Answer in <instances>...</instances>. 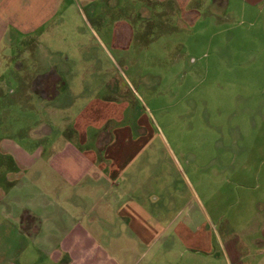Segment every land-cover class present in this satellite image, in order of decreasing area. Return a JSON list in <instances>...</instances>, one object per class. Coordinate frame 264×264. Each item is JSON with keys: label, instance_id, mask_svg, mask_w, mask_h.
<instances>
[{"label": "rangeland", "instance_id": "rangeland-1", "mask_svg": "<svg viewBox=\"0 0 264 264\" xmlns=\"http://www.w3.org/2000/svg\"><path fill=\"white\" fill-rule=\"evenodd\" d=\"M235 5L241 7L240 3L231 4L232 13L225 17L222 13L206 15L182 30H177L175 18L162 23L161 18L152 17L145 26L144 14L136 8L134 40L128 48L114 50L108 38L113 20L110 22L102 12L95 18L108 23L101 33L91 16L95 5L77 3L69 9L65 27L43 41L42 50L28 51L22 58L21 73L27 76L46 71L52 60L68 59L63 65L68 90L61 100L54 101L57 111L49 114L39 109H5L0 119V141L10 139L22 150H32L35 146L22 135L43 130L44 124L52 131L46 141L62 142L65 118L67 124L72 123L76 114L91 108L90 104L94 107L96 101L112 102L115 108L94 112V119L105 123L90 135L98 134L102 141L116 138L112 153L125 149L134 153L138 149L141 156L131 169L142 171L143 184L149 185L159 199L157 207L167 209L172 203L175 210H181L180 221L186 223L189 215L194 216L195 224H186L191 230L205 219L206 198L210 195L212 208H207L210 215L206 223L214 240L217 235H229L238 240V248L251 252L258 243L253 241L258 228L252 222L263 218L264 213V184L256 189L253 171L241 176L234 170L245 158L264 157V2L255 9L246 7L244 15L233 12L240 10ZM121 12H128V8ZM121 18L117 12L114 20ZM6 73V82L14 86ZM124 139L131 142L125 144ZM42 149L50 150L47 145ZM1 155L0 222L7 224L10 216L20 212L18 206H27L36 195V182L55 186L60 179L46 182L43 170H38L40 175L38 171L19 173L10 154ZM214 162L228 167L227 183L221 174L212 176ZM237 179L243 182L235 184ZM208 185H212V192L205 188ZM47 195L59 207L55 198L58 194ZM80 200L75 192L68 191L66 199L61 200L67 203L64 211L76 213ZM89 201L86 198L84 202ZM25 243L17 247L19 254L14 256L12 245L17 243L0 240V264H43L44 258L32 248L25 249ZM251 263L250 258L244 262Z\"/></svg>", "mask_w": 264, "mask_h": 264}, {"label": "crops", "instance_id": "crops-1", "mask_svg": "<svg viewBox=\"0 0 264 264\" xmlns=\"http://www.w3.org/2000/svg\"><path fill=\"white\" fill-rule=\"evenodd\" d=\"M80 2L95 5L91 16L101 33H105L108 23H100L95 18L101 17L102 12L110 22L113 20L109 27V44L114 50H123L135 38L133 23L137 12L144 14L140 16L142 22L146 21L145 26L151 23L152 17L161 18L162 23L167 18H175L177 30H182L194 26L206 15L231 14V4L240 3L241 7L235 5L240 10L233 12L244 15L246 7L255 9L264 0H0V119L7 108L19 111L27 108L33 112L39 109L49 114L57 111L54 101L61 100L68 90L69 79L63 73L68 59L54 63L52 60L46 71L27 76L21 73L22 58L28 51L30 54L37 48L42 50L43 41H49L55 32L65 27L69 9ZM125 8L128 12H121ZM136 8H139L137 12ZM117 12L122 18L114 20ZM162 23V28L166 29ZM167 29L175 31L176 28ZM92 32L95 33L93 29ZM95 36L103 45L99 36ZM33 63L35 66L36 61ZM5 73L14 86L6 82ZM95 104L76 114L72 123L67 124L64 119L65 140L62 142L59 139L46 141L52 131L44 124L43 130L20 134L35 146L32 150L24 151L10 139L0 141L1 156L10 154L19 173L43 170L46 182L60 179L55 186L36 182V191H33L36 195L27 201V206L26 203L18 206L20 212L10 216L7 224L0 222V240L7 238L17 243L15 247L12 245L14 256L19 254L17 247L26 242L25 249L32 248L42 256L43 264H244L247 258L251 259V264H264V213L263 218L252 222L258 228L253 241L258 243L251 252L238 248V240L228 238L229 235H217L214 240L206 223L210 215L207 208H212L210 195L206 198L205 219L191 230L186 224H195L194 216L189 215L186 223L180 221L181 210H175L172 203L167 209L157 207L159 199L149 185L143 184L142 171L131 169L135 159L141 156L138 149L134 153L127 149L112 153L111 145L116 138L102 141L98 134L90 135L102 129L105 123L97 122L94 112L99 108H115L112 102L96 101ZM125 139V144L131 142ZM43 145L50 150H43ZM210 171L212 176H224L226 183L230 180L227 179L228 167L223 163L214 162ZM234 171H239L241 176L253 171L255 188L260 189V184H264V157L245 158ZM238 181L243 182L237 179L235 184ZM211 186L205 188L212 192ZM68 191L75 192L81 199L76 213L64 211L67 203L61 200L66 199ZM55 192L59 207L47 195ZM86 198L90 199L88 203L84 202ZM216 246L218 250H214ZM34 253L32 256L36 257Z\"/></svg>", "mask_w": 264, "mask_h": 264}]
</instances>
